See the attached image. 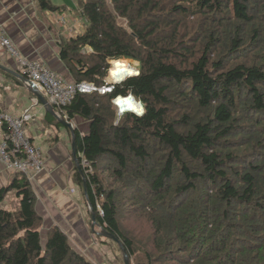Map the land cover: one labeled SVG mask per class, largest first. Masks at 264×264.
Listing matches in <instances>:
<instances>
[{
	"label": "trees",
	"instance_id": "16d2710c",
	"mask_svg": "<svg viewBox=\"0 0 264 264\" xmlns=\"http://www.w3.org/2000/svg\"><path fill=\"white\" fill-rule=\"evenodd\" d=\"M78 9L85 32L59 43L74 81L101 85L109 60L139 62L110 93L53 106L87 121L86 132L72 130L73 181L95 223L129 264H264V0H80ZM129 92L143 115L117 118L111 100ZM10 190L18 204L0 207V264H93L58 227L42 238L23 174L0 187V204ZM127 211L148 225L139 241L122 226Z\"/></svg>",
	"mask_w": 264,
	"mask_h": 264
},
{
	"label": "crops",
	"instance_id": "0c3cea01",
	"mask_svg": "<svg viewBox=\"0 0 264 264\" xmlns=\"http://www.w3.org/2000/svg\"><path fill=\"white\" fill-rule=\"evenodd\" d=\"M49 1L59 8L42 9L38 0H0V29L21 56L47 65L63 82L70 83L74 80L59 56V43L84 33L86 20L78 9L80 0ZM0 62L19 73L15 60L1 45ZM0 111L15 116L31 114V119L26 122L25 134L46 155L44 170L36 179V192L43 207L40 210L42 214H46L50 224H61L66 228L70 224L73 238L80 247L89 243L90 232L85 222V197L81 188L73 181L76 167L71 155L72 136L69 129L57 126L47 116L46 107L17 76L1 70ZM72 121V127L78 128V125H82L80 131H87V124H83L80 117H74ZM2 132L0 125V136ZM13 175L0 163V186L10 182ZM77 251L81 253V250ZM88 254L85 256L90 260L96 257L98 264H104L100 253L91 251ZM115 255L118 257L117 251Z\"/></svg>",
	"mask_w": 264,
	"mask_h": 264
},
{
	"label": "built area",
	"instance_id": "2783aa9c",
	"mask_svg": "<svg viewBox=\"0 0 264 264\" xmlns=\"http://www.w3.org/2000/svg\"><path fill=\"white\" fill-rule=\"evenodd\" d=\"M0 45L18 65L19 73L25 78L23 84L26 87L29 86V84L34 85L52 106L63 107L69 104L76 93H90L81 92L79 89V85L81 83H85L86 81H73L65 83L61 80L59 75L47 65L21 56L1 29ZM107 77L108 76H106V79ZM106 79H104V83L101 85H96L92 82L87 83L93 84L95 89L93 91H97L100 94L110 93L114 88V83L119 81ZM98 89L105 90L99 91ZM117 96L124 98L127 95ZM117 96L112 98L111 103L113 108L118 111L119 106L113 103ZM126 112L131 111H125L124 113ZM58 115L65 117L61 113H58ZM118 116L120 117L121 115ZM30 119V113L15 116L5 111H0V125L3 131L0 136V163H2L5 168L9 169L12 173L23 174L26 178H30V176L34 172L39 171L42 166L41 153L38 147L32 143V141L25 134V129L23 127V124ZM81 164L83 166L88 165L84 159H82ZM98 209L100 210V208Z\"/></svg>",
	"mask_w": 264,
	"mask_h": 264
},
{
	"label": "rangeland",
	"instance_id": "374dc122",
	"mask_svg": "<svg viewBox=\"0 0 264 264\" xmlns=\"http://www.w3.org/2000/svg\"><path fill=\"white\" fill-rule=\"evenodd\" d=\"M120 24L124 25L125 22L123 20H118ZM119 60V59H116ZM125 60H127V66L128 67H133V65H136L137 70H138V66H139V62L130 59V58H126ZM113 61L115 60H109V67L107 68V75L109 74L110 76V69L113 66ZM105 76V78H106ZM104 78V79H105ZM110 79V77H108ZM141 102V101H140ZM115 110V109H114ZM115 114L116 117L119 118L118 116V111L115 110ZM62 119H67L66 117L60 116ZM67 121L71 124L72 119ZM84 123L83 124H87V121L83 120ZM73 122V121H72ZM27 123L23 124L24 129H26ZM73 126V124L71 125ZM82 125H78V129L82 130ZM73 128V127H72ZM70 131V130H69ZM41 156H42V166L41 169L37 172H34L30 178H26L27 181L30 183V186L33 190L34 193V197H35V202H34V207L36 209V212L38 213V215L41 218V225H40V232H41V236L42 238H45V234L47 229H49L51 226H56L59 229H61L64 234L67 237V240L69 242V244L71 245V247L73 249L77 250H81V254L82 252L84 253L83 255L88 256L91 251L92 252H98L102 255V257L104 258V264H123V253L121 251V248L119 247L118 243L112 239H108L104 236H102L100 234L101 228L96 224H92V219L90 218V213H91V206L85 202V222L87 223L88 226V230L90 232V242L87 244H83L82 247H80L78 244H76V240L73 238L72 232H71V225L69 224L68 227H64L61 224H50L49 222H47V216L46 214H42L40 208L43 209V207L41 206L42 203L40 202L41 198L39 197V195L36 192V179L38 177V175L44 170L45 167V158L46 155L45 153L40 149V147H38ZM73 158V157H72ZM73 161V160H72ZM72 161H70V163H72ZM15 174V173H13ZM14 177V175H13ZM12 177V178H13ZM11 178V179H12ZM9 182H7L4 186H6ZM3 187V186H0ZM79 187V186H78ZM80 189V187H79ZM17 204H18V199L15 195V191L14 190H10L8 193H6L4 199L2 200L0 207L4 208V209H8V210H14L17 208ZM93 212V211H92ZM126 216L124 217V220L122 222V226H124L127 231L130 233V235H132L133 237L137 238V240L135 241H139L140 237H144L145 235H148L150 230L148 228V225L145 221L142 220V218L140 216H138L137 214L135 215V213H130L129 211H127ZM88 221V222H87ZM45 239H43L42 241H44ZM75 243V244H74ZM117 251L118 257H116L115 252ZM88 254V255H87ZM96 257H92L91 262L93 264H98L97 261H95Z\"/></svg>",
	"mask_w": 264,
	"mask_h": 264
},
{
	"label": "clouds",
	"instance_id": "9594fccd",
	"mask_svg": "<svg viewBox=\"0 0 264 264\" xmlns=\"http://www.w3.org/2000/svg\"><path fill=\"white\" fill-rule=\"evenodd\" d=\"M114 68L111 70V79L116 81H121L125 77L138 75L139 72L137 70L136 65L133 67H128L127 62L113 61ZM79 89L81 92H91L94 89L93 84L91 83H81L79 85ZM99 91H104L105 89H98ZM113 103L118 107V115H122L125 111L134 112L137 116L143 115L144 108L142 103L135 99L131 92L124 98L117 96ZM58 115V114H57ZM66 120V119H65Z\"/></svg>",
	"mask_w": 264,
	"mask_h": 264
},
{
	"label": "water",
	"instance_id": "95a60500",
	"mask_svg": "<svg viewBox=\"0 0 264 264\" xmlns=\"http://www.w3.org/2000/svg\"><path fill=\"white\" fill-rule=\"evenodd\" d=\"M0 70L6 73H9L11 75H15L17 76L22 82L25 81V78L20 74L17 73L15 70H12L11 68H8L6 65H4L3 63L0 62ZM109 77V74H108ZM107 77V78H108ZM27 89L37 98L38 101H40V103L42 105H44L46 107L47 112L51 113L60 123L62 126L67 127L70 130L71 133V147H72V153H73V157L75 160V164L77 166V168H80L78 162L76 161V157H75V143H74V138H73V128L71 126V124L62 119L59 115H57V113H55L54 111V107L47 101V99L43 96V94L32 84H29V86H27ZM134 113V112H132ZM85 187V184H84ZM92 208H91V219H92V224L95 223V218H94V214L92 212ZM100 234L108 239H112L114 241H116L119 245V247L121 248V251L123 253V264H129V257L128 254L126 253V251L124 250V248L122 247L121 243L118 242V240L115 238V236L112 233L107 232L104 229H101Z\"/></svg>",
	"mask_w": 264,
	"mask_h": 264
},
{
	"label": "bare ground",
	"instance_id": "6f19581e",
	"mask_svg": "<svg viewBox=\"0 0 264 264\" xmlns=\"http://www.w3.org/2000/svg\"><path fill=\"white\" fill-rule=\"evenodd\" d=\"M115 61H120V62H127V60H125V59H119V60H115ZM114 68V63H113V66L111 67V69H110V76L109 77H111V70ZM111 79V78H110ZM34 99V98H33ZM81 161H82V159H81ZM80 164H81V162H80Z\"/></svg>",
	"mask_w": 264,
	"mask_h": 264
}]
</instances>
